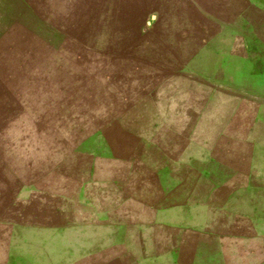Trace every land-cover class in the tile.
<instances>
[{"label":"rangeland","instance_id":"rangeland-1","mask_svg":"<svg viewBox=\"0 0 264 264\" xmlns=\"http://www.w3.org/2000/svg\"><path fill=\"white\" fill-rule=\"evenodd\" d=\"M0 264H264V0H0Z\"/></svg>","mask_w":264,"mask_h":264}]
</instances>
